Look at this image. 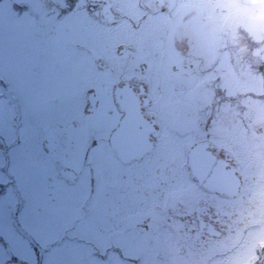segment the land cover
<instances>
[{
  "label": "snow or ice",
  "instance_id": "1",
  "mask_svg": "<svg viewBox=\"0 0 264 264\" xmlns=\"http://www.w3.org/2000/svg\"><path fill=\"white\" fill-rule=\"evenodd\" d=\"M262 53L225 0H0V214L86 264H264Z\"/></svg>",
  "mask_w": 264,
  "mask_h": 264
},
{
  "label": "flooded vegetation",
  "instance_id": "2",
  "mask_svg": "<svg viewBox=\"0 0 264 264\" xmlns=\"http://www.w3.org/2000/svg\"><path fill=\"white\" fill-rule=\"evenodd\" d=\"M254 1L251 0V2ZM235 83L240 88L241 81L239 76H236ZM7 153L8 149L0 145V161L8 160ZM9 164H11V161H9ZM14 195H17L15 180L9 174L8 167H0V200L6 199L11 202ZM4 213H7V215L15 213L17 218V224L11 227H4L3 238H0V255L10 256L9 263L25 264L23 259H17L16 256L17 244H20L22 246L21 250L25 255H27L28 246H31V250L35 252V262H42V264H86V254L82 250H76L71 246L58 247L57 249L43 248L41 245L52 238V233L43 223L40 222V227L31 226V230H26L18 210L13 211L10 206ZM5 219L7 220L6 215ZM255 227H259V225ZM36 231L43 234V238L38 242L32 240L33 233Z\"/></svg>",
  "mask_w": 264,
  "mask_h": 264
},
{
  "label": "rangeland",
  "instance_id": "3",
  "mask_svg": "<svg viewBox=\"0 0 264 264\" xmlns=\"http://www.w3.org/2000/svg\"><path fill=\"white\" fill-rule=\"evenodd\" d=\"M262 3V4H261ZM261 5H258L259 7L257 8V17L254 19V18H251V16L248 14V11H249V8L248 7H245L243 5H240L238 6L235 2H233L232 6H236V7H230V6H226V10H230L231 13H232V16L233 18L237 21V20H241L240 22H243L245 23L248 27H251V29L254 31L255 33V30L258 31L259 29V26L258 25H261L262 27H264V2H260ZM263 10L260 11V10ZM238 16V17H237ZM239 18V19H238ZM243 18V19H242ZM256 34V33H255ZM260 36V35H259ZM258 37V36H256ZM263 38L262 37H258V41L259 42H262ZM258 80H261L258 78ZM242 88L246 87V84L242 85L241 86ZM260 90V87L259 86H256V87H247L245 89H242V91H249V90ZM4 201H9V200H6L4 199ZM40 222H35L33 223L32 227H40ZM38 236V235H37ZM45 236V234H44ZM39 237V236H38ZM40 237L43 238V234L40 233ZM11 264V263H9Z\"/></svg>",
  "mask_w": 264,
  "mask_h": 264
}]
</instances>
